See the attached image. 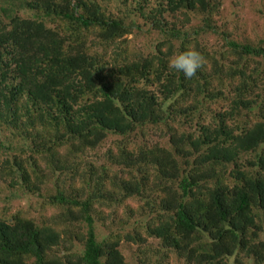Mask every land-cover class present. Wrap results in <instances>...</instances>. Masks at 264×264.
I'll use <instances>...</instances> for the list:
<instances>
[{
    "label": "trees",
    "instance_id": "1",
    "mask_svg": "<svg viewBox=\"0 0 264 264\" xmlns=\"http://www.w3.org/2000/svg\"><path fill=\"white\" fill-rule=\"evenodd\" d=\"M221 6L0 0V264H264V38Z\"/></svg>",
    "mask_w": 264,
    "mask_h": 264
},
{
    "label": "rangeland",
    "instance_id": "2",
    "mask_svg": "<svg viewBox=\"0 0 264 264\" xmlns=\"http://www.w3.org/2000/svg\"><path fill=\"white\" fill-rule=\"evenodd\" d=\"M221 2L222 6L216 17L217 23L228 24L233 31L234 39L249 41L254 38H264V0H221ZM211 41L214 44L216 43L214 37L211 38ZM118 214H123L122 209L119 210ZM106 223L112 229L117 228V224L110 223V220ZM96 224L99 233L105 234L108 232L106 227L99 223ZM121 250L128 264H139L136 259L139 254L135 244L122 243ZM139 257L142 258V256Z\"/></svg>",
    "mask_w": 264,
    "mask_h": 264
},
{
    "label": "clouds",
    "instance_id": "3",
    "mask_svg": "<svg viewBox=\"0 0 264 264\" xmlns=\"http://www.w3.org/2000/svg\"><path fill=\"white\" fill-rule=\"evenodd\" d=\"M206 58L196 48H188L179 54L173 55L168 62L170 70L175 72H182L185 78H193L198 70L204 68Z\"/></svg>",
    "mask_w": 264,
    "mask_h": 264
}]
</instances>
